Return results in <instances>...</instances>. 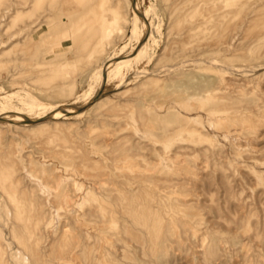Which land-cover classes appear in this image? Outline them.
I'll return each instance as SVG.
<instances>
[{
  "label": "rangeland",
  "instance_id": "374dc122",
  "mask_svg": "<svg viewBox=\"0 0 264 264\" xmlns=\"http://www.w3.org/2000/svg\"><path fill=\"white\" fill-rule=\"evenodd\" d=\"M0 264H264V0H0Z\"/></svg>",
  "mask_w": 264,
  "mask_h": 264
}]
</instances>
